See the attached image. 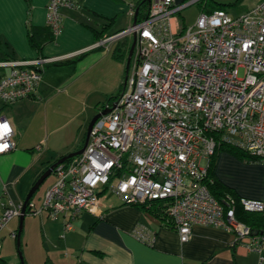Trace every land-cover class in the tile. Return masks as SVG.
Here are the masks:
<instances>
[{
	"label": "built area",
	"instance_id": "2783aa9c",
	"mask_svg": "<svg viewBox=\"0 0 264 264\" xmlns=\"http://www.w3.org/2000/svg\"><path fill=\"white\" fill-rule=\"evenodd\" d=\"M198 1L151 0L145 18L89 47L135 36V64L121 94L103 108L110 111L94 122L82 153L53 169L55 181L41 210L62 217L69 231L82 212L98 211L107 192L126 205L164 201L181 242L190 239L194 225L223 228L234 234V243L246 240V250L264 264V236L253 234L235 213L237 207L264 213V195L220 201L204 181L221 143L264 165V0L235 17L219 9L200 13L191 27L173 26L174 15ZM74 3L47 1L46 26L54 36L61 30L60 8ZM129 14L134 18L135 9ZM44 62H0L11 67L0 79V101L31 97ZM4 124L10 131L0 138V154L16 146L12 128L0 118ZM0 207L1 231L20 216L22 202L0 200ZM134 234L150 242L143 230Z\"/></svg>",
	"mask_w": 264,
	"mask_h": 264
},
{
	"label": "crops",
	"instance_id": "0c3cea01",
	"mask_svg": "<svg viewBox=\"0 0 264 264\" xmlns=\"http://www.w3.org/2000/svg\"><path fill=\"white\" fill-rule=\"evenodd\" d=\"M47 1L0 0V62L46 61L38 66L41 78L31 97L8 105L0 101V118L9 123L16 143L14 149L0 154L1 201L23 202L32 185L51 164L82 147L86 125L92 119L90 116L101 112L109 98L120 95L124 87L123 58L117 59L114 52L124 50L128 55L132 38L129 37V47L125 46L126 37L103 46L89 47L126 29L110 31L123 12L127 13L130 23L133 22L129 13L138 0H75L73 7L59 10L60 33L37 51L30 46L28 29L46 27ZM171 21L173 26L180 25L174 17ZM82 50L84 52L77 53ZM10 70V66H0V79ZM214 173L238 197L260 199L264 195V165L261 163L243 162L229 153L220 152ZM54 181L53 175L43 198ZM107 193L115 199L101 197ZM107 193L100 196L98 211L78 215L72 229L66 231L60 242L55 240L56 237H41L45 250L26 255L25 263L258 262V255L244 247L246 240L234 243L231 231L194 225L190 239L181 242L176 230L148 208L123 204L115 194ZM45 214L49 217L46 211ZM58 219L61 224L53 223ZM42 221L44 234L50 231L59 233L64 224L62 217L52 219V222L45 218ZM136 229L146 232L150 242L137 237L134 234ZM1 241L4 245L6 240L1 237L0 264H9L12 254Z\"/></svg>",
	"mask_w": 264,
	"mask_h": 264
},
{
	"label": "rangeland",
	"instance_id": "374dc122",
	"mask_svg": "<svg viewBox=\"0 0 264 264\" xmlns=\"http://www.w3.org/2000/svg\"><path fill=\"white\" fill-rule=\"evenodd\" d=\"M189 1V0H187ZM208 5L206 7V11L209 10V8L213 5H216V3L225 4L224 8L229 13V15L235 17L240 14H243L247 12L250 8L255 6L257 3H259V0H240L239 2L233 4V0H207ZM201 10L199 5L196 3L191 4L190 6L183 9L180 13H176L174 15V18L178 21L179 24H183L186 27H191L195 24L198 16L200 15ZM131 25L129 18L127 16L126 12H123L120 17L117 18L115 23L112 25L110 31H114L118 28H128ZM126 43L125 46L129 47V37H126ZM127 63V54L123 57L122 60V87L124 84L125 77L132 71L133 66L135 64V53L132 54L130 59L129 67L126 66ZM242 75V71H240V76ZM90 116V115H88ZM93 115L90 116V119ZM87 127V125H86ZM84 126V129L86 128ZM53 175L51 174L47 179L40 185L39 189L34 193V196L32 197V207L30 208V211L40 210L43 211L42 213H36L32 214L30 211L25 215L23 220V227L20 233V248L19 252L21 253L22 259L25 258L28 254H39L41 251L43 252L45 250V246L42 244V238L41 237H56L55 240L57 242H60L63 237H65L66 231H64L63 228L59 231H50L49 233H43L42 232V219H48L52 222V218H49L46 216L45 211L41 210L42 204H43V193L48 186V184L52 181ZM107 197L108 199H115L111 194L107 193L105 195H102L101 197ZM85 213V212H82ZM81 213V214H82ZM80 214V215H81ZM12 221L7 224V226L0 231V240L1 237H4L6 242L2 245L7 249L10 254H12L11 259H8L9 264H18L19 263V255H18V249L16 246V239L12 236V232L17 233L18 225H19V218L14 217L11 219ZM61 221L58 219L57 221L53 222L55 224H59ZM61 224V223H60ZM73 225V223H72ZM12 228L11 230H8V228ZM45 228V227H44ZM45 231V230H44ZM47 248V247H46ZM65 252V251H63Z\"/></svg>",
	"mask_w": 264,
	"mask_h": 264
},
{
	"label": "trees",
	"instance_id": "16d2710c",
	"mask_svg": "<svg viewBox=\"0 0 264 264\" xmlns=\"http://www.w3.org/2000/svg\"><path fill=\"white\" fill-rule=\"evenodd\" d=\"M240 0H233V4L239 2ZM197 4L200 7L201 13H212L215 10H225L224 5L221 3H216V5H213L209 8V10L206 11V7L208 5L207 0H199ZM150 4L147 3L146 1L143 2L142 0H138L135 5L133 6L134 9H137V15H136V20L140 21L143 18H145L147 11L149 9ZM226 11V10H225ZM182 28L185 26L180 24ZM54 35L49 29V27L45 28H32L29 27L28 29V40L30 43V46L34 48L35 50L39 51L43 44L47 41L53 40ZM124 46V45H123ZM115 57L117 59H122L126 54L125 51L121 53L114 52ZM119 95L115 97H110L108 102L111 103L113 100H115ZM220 152H226L237 159L243 161V162H257V159L252 157L249 153H247L245 150L240 149L239 147H236L234 145H231L229 143H221L219 147L216 148L214 154L209 158V163L206 168V174L204 181L207 184V187L210 191V193L217 199L222 201L223 198H233L237 199L238 196H236L231 188L228 186L224 185L222 182H220L216 177H215V166H216V161H217V156ZM71 158L67 159L65 162H68ZM32 198L29 201V204L31 203ZM29 204L26 208L25 215L30 211ZM138 208H148L151 212L155 213L157 216H159L163 221H166L168 225L170 224L169 218L166 215V208L167 204L164 201H149L145 202L143 204H136L134 205ZM31 212V211H30ZM236 213V218L243 222L245 225H247L251 232L256 235H262L264 236V213H247L242 211L239 207L236 208L235 210ZM16 234V232H15ZM16 239V235H15ZM20 248V245H19ZM18 248V250H19ZM23 263H25L24 259ZM18 264H21L20 261Z\"/></svg>",
	"mask_w": 264,
	"mask_h": 264
},
{
	"label": "water",
	"instance_id": "95a60500",
	"mask_svg": "<svg viewBox=\"0 0 264 264\" xmlns=\"http://www.w3.org/2000/svg\"><path fill=\"white\" fill-rule=\"evenodd\" d=\"M143 2H147L150 4L151 0H142ZM185 0H174V4L175 5H178L182 2H184ZM137 9H135V14H134V18H133V24H135L136 22V15H137ZM134 37L133 36L132 38V43L130 45V48L128 50V55H127V63H126V66L128 67L129 63H130V59H131V56H132V53H133V50H134ZM125 81V80H124ZM110 111V109H103L101 112L97 113L96 115H94L92 117V119L90 120L87 128H86V134H85V139H84V143L82 145V147L75 151V152H72V153H69L68 155L60 158L59 160H57L56 162H54L53 164H51L39 177L38 179L35 181V183L32 185V187L30 188V190L28 191L26 197L24 198L23 202H22V208H21V214L20 216L18 217L19 218V225H18V229H17V233H16V246H17V249L19 248V245H20V233H21V230H22V227H23V220H24V217H25V211H26V208L29 204V201L30 199L32 198L33 194L39 189L40 185L46 180L47 177H49L52 173H53V169L58 165V164H61L63 162H65L67 159L69 158H72V157H75L79 154L82 153V151L84 150L86 144H87V141H88V137H89V134H90V130L94 124V122L101 116V115H104L106 113H108ZM18 255H19V260H20V263L21 264H24L23 263V260H22V256H21V253L19 252L18 250Z\"/></svg>",
	"mask_w": 264,
	"mask_h": 264
},
{
	"label": "snow or ice",
	"instance_id": "6c2138e0",
	"mask_svg": "<svg viewBox=\"0 0 264 264\" xmlns=\"http://www.w3.org/2000/svg\"><path fill=\"white\" fill-rule=\"evenodd\" d=\"M10 131L9 126L7 124L4 125H0V138H2V136L4 134H7V132ZM6 147V145H5Z\"/></svg>",
	"mask_w": 264,
	"mask_h": 264
}]
</instances>
